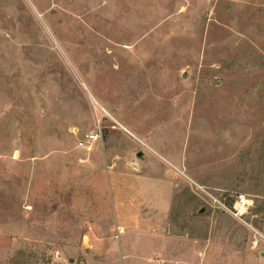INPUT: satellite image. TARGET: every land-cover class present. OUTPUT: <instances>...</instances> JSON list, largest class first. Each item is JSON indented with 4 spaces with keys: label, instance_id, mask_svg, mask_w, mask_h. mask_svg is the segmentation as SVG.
Returning <instances> with one entry per match:
<instances>
[{
    "label": "rangeland",
    "instance_id": "374dc122",
    "mask_svg": "<svg viewBox=\"0 0 264 264\" xmlns=\"http://www.w3.org/2000/svg\"><path fill=\"white\" fill-rule=\"evenodd\" d=\"M0 230L7 264H264V0H0Z\"/></svg>",
    "mask_w": 264,
    "mask_h": 264
},
{
    "label": "built area",
    "instance_id": "2783aa9c",
    "mask_svg": "<svg viewBox=\"0 0 264 264\" xmlns=\"http://www.w3.org/2000/svg\"><path fill=\"white\" fill-rule=\"evenodd\" d=\"M89 141L86 144L88 149H91L93 142L99 138V132L91 133L89 134ZM83 144V142H81ZM206 191V190H205ZM208 192V191H207ZM208 195L216 202H219L220 204L224 205L213 193H208ZM253 204V200L248 197L245 194H239L233 204V207L229 210L232 212V214L237 218H242L250 209L251 205Z\"/></svg>",
    "mask_w": 264,
    "mask_h": 264
},
{
    "label": "crops",
    "instance_id": "0c3cea01",
    "mask_svg": "<svg viewBox=\"0 0 264 264\" xmlns=\"http://www.w3.org/2000/svg\"><path fill=\"white\" fill-rule=\"evenodd\" d=\"M28 209H31L32 206L29 205ZM13 229V228H12ZM18 230V229H17ZM17 237H19V232H15V231H9V230H0V241H8V242H12L14 241ZM7 254H4L1 251L0 248V258H3L4 256H6ZM0 264H7L5 261L0 262Z\"/></svg>",
    "mask_w": 264,
    "mask_h": 264
},
{
    "label": "water",
    "instance_id": "95a60500",
    "mask_svg": "<svg viewBox=\"0 0 264 264\" xmlns=\"http://www.w3.org/2000/svg\"><path fill=\"white\" fill-rule=\"evenodd\" d=\"M184 75L186 76V74H184ZM138 155H139V156H142V155H143V153H142V152H139V153H138Z\"/></svg>",
    "mask_w": 264,
    "mask_h": 264
}]
</instances>
